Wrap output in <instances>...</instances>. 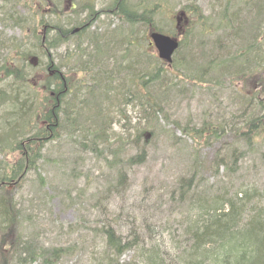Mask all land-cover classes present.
Masks as SVG:
<instances>
[{"label":"rangeland","instance_id":"obj_1","mask_svg":"<svg viewBox=\"0 0 264 264\" xmlns=\"http://www.w3.org/2000/svg\"><path fill=\"white\" fill-rule=\"evenodd\" d=\"M60 1L65 4L69 0ZM73 1L82 5L83 2L87 3V0ZM92 1L96 2V10L100 11L112 0ZM228 1L232 3L230 7ZM39 2L29 0L28 6L22 3L16 7L15 0H0V75L4 66L12 64L26 68L29 78L37 79L35 82L40 85L41 79L45 77V66L51 62L67 78L74 75L78 81L84 82L81 91L86 87L91 88L92 82L88 79L90 73L78 75L71 71L76 66L75 53L78 46L86 49L92 46L93 34L99 36L112 29L118 30L123 36L124 33H129V36L134 34L136 39L132 42L140 44V51L155 55L147 58L142 56L140 60L143 66H148L152 71L163 70L165 84L157 82L154 87L158 89L157 95L163 92L165 96L163 101H158H162V108L158 106L157 110L149 97L140 100L129 95L128 102L117 99L110 103L111 95L119 94L117 88L110 96L108 91H103V96L99 95L96 100L94 98L103 114L104 123L101 128L98 127L104 135L98 141V150L95 151V145H88L94 140L93 135L87 130L78 132L79 129L64 131L60 139L45 148L44 157L39 162V173L29 174L20 187L12 190L19 218L13 232L10 231L2 242L5 250L10 249L12 240L19 235L21 242L30 241V245L45 247V251L54 248L68 250L58 264H91L95 263L105 242L102 229L109 224L119 234L129 236L136 224L140 227L147 223L155 230L152 232L154 241L168 242L170 236L178 237L186 216L183 204L171 202V192L177 189L182 176L192 175L193 165L198 180L206 184L203 190L212 186L216 189L236 188L241 183L264 187V134H252L256 141L254 147L248 145L245 136H240L246 130L242 116L249 112L239 94V91L244 90L245 83L229 76L218 79L216 83L206 79L207 83L203 84L196 80L199 71L210 63L207 55L218 53L219 46L214 45L212 48L214 41L218 38L222 40L228 32L230 34L231 29H225L221 22L224 20L223 15H228L231 10L232 13L241 12V20L246 22L244 37L247 40L257 38L259 47V27L264 32V15L259 16V0H148L150 6L152 3L162 6L155 14L156 31L162 34L170 31L168 34L179 38L184 44L175 53L172 67L162 62L156 47L150 44V28L139 24L132 30L131 26L111 16H103L98 22H89L88 25H92L90 28L80 35L72 36L64 45L51 49V53L46 55L45 51H40L36 40L37 36L44 33V25L39 24L40 15L37 16V22L34 20L29 25L15 22V18L20 21L19 17L33 10L40 14ZM51 4L54 3L51 1ZM43 15L46 16V12ZM70 15L77 19L87 17L85 14L77 17L73 11ZM47 19L50 20L51 16ZM224 23L228 25L226 20ZM200 26L204 32H208L205 36L196 35ZM183 29L192 30V36L184 34L181 37ZM50 36L55 37L52 33ZM238 43L243 42L241 40ZM238 43L233 38L224 41L227 49L223 54H235L240 48ZM101 45L105 47V44ZM118 45L115 48L117 57L124 55L126 58L123 53L124 42ZM20 47H24L26 53L33 52L37 59L25 61L21 56L23 51L18 50ZM67 56L71 59L65 58ZM110 57L107 54L104 58H109L110 62ZM140 64L138 62L141 67ZM11 89H18L29 97V89L23 84H15L13 78L0 83V93H8ZM159 109L162 113L152 114ZM211 117L229 132L225 136L213 138V142L193 138L190 129L201 127ZM85 120L91 123V132L97 130L95 121L98 118L87 114L83 122ZM139 127H147L144 131L146 134L153 131L154 138L149 144L146 161L130 166L124 160L135 153L130 145V137L137 134ZM235 149L236 156H233ZM194 155L198 157L195 163ZM7 156L0 147V162L4 163ZM222 159L229 164L219 168ZM119 168H124L127 179L121 187L116 188L114 185ZM2 169L0 166V177ZM39 174L45 179L43 185ZM131 256L128 253L124 259ZM27 264L42 262L36 260Z\"/></svg>","mask_w":264,"mask_h":264},{"label":"trees","instance_id":"obj_2","mask_svg":"<svg viewBox=\"0 0 264 264\" xmlns=\"http://www.w3.org/2000/svg\"><path fill=\"white\" fill-rule=\"evenodd\" d=\"M15 1V6L20 7L22 3L28 6L29 0ZM39 1L40 14L31 8L33 11L19 17L20 21L15 18V22L29 25L34 20L37 22V16L40 15L39 24L44 25V33L37 36L36 40L40 51H45L46 55L51 53V49L64 45L72 36L82 34L92 26L88 25L89 22H98L103 16L118 18L131 26L132 30L141 24L154 32L157 29L155 14L162 9V6L156 3L150 6L147 4L148 0L139 2L112 0L100 11L96 10L97 4L92 0L83 2V5L73 0L65 4L60 0ZM231 4L228 1L229 7ZM42 10L43 14L46 12V16L41 13ZM72 11L77 17L83 14L87 17L74 18L70 15ZM226 11L229 13V10ZM240 13V11L232 13L231 10L228 15H223L228 25H225L222 20L221 26L231 29V32L230 34L228 32L222 40L218 38L214 41L212 48L214 45L219 46L218 53L212 56L207 55L210 63L199 71L200 74L197 75L196 80L203 84L207 83L206 79L216 83L218 79L229 76L245 83L244 90L239 91V94L244 107L249 112L242 116L246 130H243L240 136H245L244 139L248 145L254 147L256 141L252 134H264V32H261L259 27V47H257V38L247 40L244 37L246 22L241 20ZM260 15H264V0H259ZM48 16H51L50 20L47 19ZM200 21L202 22L203 18ZM108 32L100 33L103 35L101 39L99 38L101 35L93 34L92 46L87 49L78 46L75 53L76 66L71 71H75L78 75L90 73L88 79H91L92 87H86L87 90L81 91L84 82L78 81L74 75L67 78L62 70L57 69L51 62H47L45 66V77L41 79L40 85L35 82L37 79L29 78L26 68L9 64L1 69L3 73L0 75V83L7 78H13L15 84H23L29 89V97L27 98L18 89L0 93L2 97L0 99V147L8 155L4 163L0 162L3 168L0 177V264H27L36 260H40L42 264H58L66 255L68 250L54 248L45 251V247H34L29 244L30 241L21 242L19 235L12 240L10 249L5 250L2 242L10 231L13 232L19 218L12 190L20 187L29 174L39 173V162L43 159V152L49 144L60 139L64 131L79 129L78 132L87 130L93 135L94 140L88 145L93 144L96 147L93 149L98 150V141L101 136H104L98 127L101 128L104 123L102 122L103 114L98 103L94 102V98L98 99L103 91H108L110 96L117 88L119 94H112L109 98L110 103L116 102L117 99L120 102L122 100L128 102L127 98H130V95L140 100L142 97L145 99L149 97L155 103V110L158 106L162 108L161 102L165 93L157 95L158 89L154 87V84L157 82L165 84L166 77L162 75L163 70L152 71L148 66H143L140 60L142 56L147 58L155 57V55L140 51V44L132 42L136 39L134 34L129 36V33H124L123 36L118 30L112 29ZM51 33L54 34V38H51ZM205 33L208 32H204L200 26L196 35L205 36ZM184 34L192 36L193 33L192 30L183 29L181 37ZM230 37L237 43L241 40L243 43L237 44L240 48L235 54H223L227 49L224 41H229ZM121 42H124L123 53L125 52L126 58L124 55L118 58L116 54L115 48ZM101 43L105 44V47ZM183 46L184 44L181 43L179 50ZM18 50L23 51L21 56L25 61L36 58L33 52L26 53L24 47ZM107 54L111 55V63L109 58L108 60L104 58ZM72 56L74 55L70 57ZM70 57L65 58L71 59ZM138 62L141 63V67L138 66ZM165 64L170 67L173 65V63ZM117 82L118 87H116ZM126 92L130 94H125ZM160 100L162 101L158 102ZM157 113H162V110L159 109L152 114ZM87 114L98 118L99 122L95 121L97 130L94 132H91L89 121L83 122ZM81 121L83 124H80ZM147 127L137 128V134L130 137V145L135 153L124 160L130 166L139 165L147 159L149 144L154 138L153 131L144 133ZM228 132L212 117L209 120L206 119L201 127L190 129L193 138L208 142H213V138L225 136ZM89 137L91 138L90 135ZM86 141L89 142L88 138ZM236 152L237 149L233 151V156H236ZM194 157L196 158L193 163L198 158L195 155ZM117 162L118 160L115 161ZM221 162V165L218 164L219 168L229 164L223 159ZM121 163H123L122 160ZM194 172L193 165L192 175L182 176L177 189L171 192V202L181 203L186 208V216L178 237L170 236L168 242L161 243V241H154L152 232L155 230L147 223H143L140 227L136 224L129 236L119 234L118 230L109 224L110 226H104L102 229L105 242L95 263L91 264H264V187L260 185L257 187L252 183H241L236 188L216 189L217 187L212 186L203 190L206 184L199 181ZM39 178L43 185L45 179L41 174ZM126 179L127 174L124 168H119L114 187H121ZM128 253L132 256L126 260L124 256Z\"/></svg>","mask_w":264,"mask_h":264},{"label":"water","instance_id":"obj_3","mask_svg":"<svg viewBox=\"0 0 264 264\" xmlns=\"http://www.w3.org/2000/svg\"><path fill=\"white\" fill-rule=\"evenodd\" d=\"M151 38L159 51L160 58L168 63H172L173 56L180 47L179 41L162 33H153L151 34Z\"/></svg>","mask_w":264,"mask_h":264}]
</instances>
